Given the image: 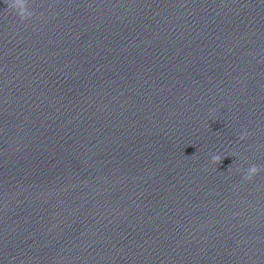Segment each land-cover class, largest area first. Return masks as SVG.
I'll use <instances>...</instances> for the list:
<instances>
[{
  "label": "clouds",
  "instance_id": "obj_1",
  "mask_svg": "<svg viewBox=\"0 0 264 264\" xmlns=\"http://www.w3.org/2000/svg\"><path fill=\"white\" fill-rule=\"evenodd\" d=\"M8 8L15 11L22 21L30 19L33 16V12L28 8V0H11V2L8 4ZM247 135L248 133L245 130V132L240 134L239 139L243 140ZM223 158L224 157H221L220 155H214L211 158V163L214 165H218L222 162ZM261 171H264V168L253 164L247 168L244 173L243 179L246 181H250Z\"/></svg>",
  "mask_w": 264,
  "mask_h": 264
}]
</instances>
